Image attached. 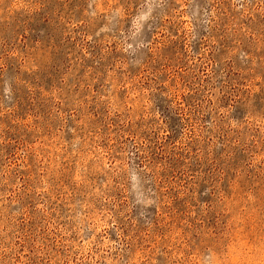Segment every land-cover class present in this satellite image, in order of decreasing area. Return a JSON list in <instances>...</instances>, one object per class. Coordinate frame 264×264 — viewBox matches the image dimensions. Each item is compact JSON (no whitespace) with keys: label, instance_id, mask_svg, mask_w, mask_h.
I'll return each mask as SVG.
<instances>
[{"label":"rangeland","instance_id":"374dc122","mask_svg":"<svg viewBox=\"0 0 264 264\" xmlns=\"http://www.w3.org/2000/svg\"><path fill=\"white\" fill-rule=\"evenodd\" d=\"M0 264H264V0H0Z\"/></svg>","mask_w":264,"mask_h":264}]
</instances>
